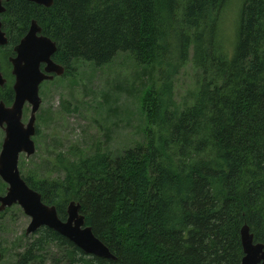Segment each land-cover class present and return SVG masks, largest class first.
Here are the masks:
<instances>
[{
  "label": "trees",
  "instance_id": "trees-1",
  "mask_svg": "<svg viewBox=\"0 0 264 264\" xmlns=\"http://www.w3.org/2000/svg\"><path fill=\"white\" fill-rule=\"evenodd\" d=\"M3 5L5 104L12 99L7 58L31 19L55 42L52 58L66 74L77 61L100 67L126 53L154 68L157 82L142 98L149 121L144 143L115 156L98 146L67 158L58 163L62 178L23 176L61 219L67 203L78 201L85 224L115 259L85 254L42 227L16 254L18 264H240L242 225L254 242L264 241V0ZM231 15L229 32L224 21ZM186 64L199 79L181 106L172 77Z\"/></svg>",
  "mask_w": 264,
  "mask_h": 264
},
{
  "label": "rangeland",
  "instance_id": "rangeland-1",
  "mask_svg": "<svg viewBox=\"0 0 264 264\" xmlns=\"http://www.w3.org/2000/svg\"><path fill=\"white\" fill-rule=\"evenodd\" d=\"M226 17L225 28L231 32L233 15ZM69 74L55 76L39 86L41 99L35 114L37 132L32 137L35 151L30 156L20 153L18 169L22 176L63 177L61 161L90 155L99 146L111 156L135 142H145L149 121L142 108L144 91L156 84V70L136 65L125 53L117 54L110 63L95 66L77 61ZM186 64L173 75L174 98L179 105L191 101L199 76ZM30 108L23 109L26 122ZM3 132L0 129V144ZM0 194L5 183L0 179ZM0 218V264L11 263L24 249L23 237L29 218L14 205ZM41 264H51L50 259Z\"/></svg>",
  "mask_w": 264,
  "mask_h": 264
},
{
  "label": "water",
  "instance_id": "water-1",
  "mask_svg": "<svg viewBox=\"0 0 264 264\" xmlns=\"http://www.w3.org/2000/svg\"><path fill=\"white\" fill-rule=\"evenodd\" d=\"M3 1L8 0H0V13L5 10ZM27 1L45 7L52 4V0ZM6 42L0 22V45ZM55 50V42L41 34L39 25L32 19L25 35L13 47L14 56L9 58L14 96L9 106L0 101V128L4 131L0 147V179L6 184L5 192L0 194V211L16 204L30 218L26 234L44 226L72 242L85 254L114 260L109 248L93 234L91 226L85 224L78 201L70 200L65 219H60L55 206L44 203L40 193L28 186L18 169L19 154L30 156L35 151L32 137L35 114L41 102L39 85L43 80H51L53 75L59 76L64 72L63 66L52 60ZM41 64H44L43 70H40ZM4 83L5 78L0 71V87ZM25 103L30 106L26 123L22 121ZM239 234L243 252L240 264H264V242L253 243L252 233L246 224L241 226Z\"/></svg>",
  "mask_w": 264,
  "mask_h": 264
},
{
  "label": "flooded vegetation",
  "instance_id": "flooded-vegetation-1",
  "mask_svg": "<svg viewBox=\"0 0 264 264\" xmlns=\"http://www.w3.org/2000/svg\"><path fill=\"white\" fill-rule=\"evenodd\" d=\"M4 12V11H3ZM2 13V12H1ZM0 13V14H1ZM32 20V19H31ZM31 20H30V22H31ZM1 22V21H0ZM37 23V22H36ZM29 25H30V23H29ZM40 27V26H39ZM28 28H29V26H28ZM28 28H27V30H28ZM1 30H2V25H1ZM27 30H26V32H27ZM3 31V30H2ZM4 32V31H3ZM25 32V33H26ZM5 33V32H4ZM42 34V33H41ZM25 35V34H24ZM23 35V36H24ZM5 36H6V38H7V35H6V33H5ZM22 36V37H23ZM21 37V38H22ZM20 38V39H21ZM19 39V40H20ZM19 40H18V42H19ZM7 42H8V39H7ZM7 42H6V44H7ZM17 42V43H18ZM16 43V44H17ZM6 44H4V45H6ZM16 44H14L13 46H12V54L11 55H9L8 56V58H7V60H8V62H9V64H10V69H9V73H10V75L12 76V83H11V87H12V84H13V81H14V77H13V75L11 74V63H10V61H9V58L10 57H12V56H14V52H13V47L16 45ZM4 45H0V47H2V46H4ZM53 56V55H52ZM52 60H53V58H52ZM54 61V60H53ZM55 63H57L56 61H54ZM57 64H59V65H61V66H63V68H64V72H63V74H66L65 73V71H66V68H65V66L64 65H62V64H60V63H57ZM44 69V64H41L40 65V70H43ZM0 71H1V68H0ZM68 71V70H67ZM1 73H2V71H1ZM2 75H3V73H2ZM62 75V74H61ZM60 75V76H61ZM56 75H53V78L55 77ZM3 77L5 78V76L3 75ZM52 78V79H53ZM44 81H49V80H43L41 83H40V85L44 82ZM5 83H6V78H5ZM5 83L3 84V86L5 85ZM39 85V86H40ZM3 86H1V87H3ZM39 91V90H38ZM13 96H14V93H13V90H12V99H11V102L9 103V104H5L3 101V103L6 105V106H9L12 102H13ZM25 106H28L29 108H30V106H29V104L28 103H25L24 104V106H23V109L25 108ZM22 114H23V112H22ZM28 118H29V116H28ZM28 118H27V120H28ZM27 120H26V122H27ZM23 121V120H22ZM24 122V121H23ZM26 122H24V123H26ZM34 125H35V123H34ZM1 129V128H0ZM2 130V132H3V137H4V131H3V129H1ZM37 132V127L35 126V133ZM35 133H34V135H35ZM33 135V136H34ZM35 145V144H34ZM0 147H1V144H0ZM20 155V154H19ZM6 185V184H5ZM5 190H6V186H5ZM5 190H3L2 192L4 193L5 192ZM2 193V194H3ZM68 204V203H67ZM14 205H16V204H14ZM14 205H12V206H14ZM48 205H51V204H48ZM12 206H10V207H12ZM18 206V205H17ZM10 207H5L3 210H1L0 211V218H2L3 216H5L4 214L9 210V208ZM56 208V207H55ZM23 212V211H22ZM57 212V211H56ZM24 215H26V214H24ZM58 215V214H57ZM27 216V215H26ZM28 218H29V216H27ZM59 217V216H58ZM60 218V217H59ZM61 219V218H60ZM65 219V218H64ZM64 219H62V220H64ZM29 221H30V218H29V220H28V222H27V224H26V226H25V229H26V227H27V225H28V223H29ZM42 227H44V226H41V227H38L35 231H33V232H30L29 234H26L25 233V229H24V234H23V237L26 239V240H28V239H30L31 238V236L34 234V233H36L37 232V230H39L40 228H42ZM47 228V227H46ZM253 236V235H252ZM264 242V241H263ZM263 242H254V240H253V243H263ZM25 243H26V241H25ZM243 253V252H242ZM2 256H3V249H2V246H0V260H1V258H2ZM242 256H243V254H242ZM242 258V257H241ZM13 263H15V264H18L17 263V261L16 260H14L13 262H11V263H5V264H13ZM30 263V262H29ZM39 264L40 262H38V261H36V263L35 262H31V264Z\"/></svg>",
  "mask_w": 264,
  "mask_h": 264
}]
</instances>
